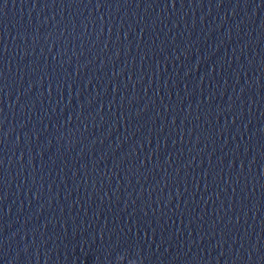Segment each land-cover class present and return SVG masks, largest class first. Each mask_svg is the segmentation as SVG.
Segmentation results:
<instances>
[{
	"label": "water",
	"instance_id": "95a60500",
	"mask_svg": "<svg viewBox=\"0 0 264 264\" xmlns=\"http://www.w3.org/2000/svg\"><path fill=\"white\" fill-rule=\"evenodd\" d=\"M0 264H264V0H0Z\"/></svg>",
	"mask_w": 264,
	"mask_h": 264
}]
</instances>
